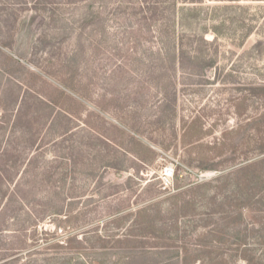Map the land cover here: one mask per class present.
<instances>
[{"label": "rangeland", "instance_id": "rangeland-1", "mask_svg": "<svg viewBox=\"0 0 264 264\" xmlns=\"http://www.w3.org/2000/svg\"><path fill=\"white\" fill-rule=\"evenodd\" d=\"M0 175V264H264V0H0Z\"/></svg>", "mask_w": 264, "mask_h": 264}, {"label": "trees", "instance_id": "trees-1", "mask_svg": "<svg viewBox=\"0 0 264 264\" xmlns=\"http://www.w3.org/2000/svg\"><path fill=\"white\" fill-rule=\"evenodd\" d=\"M186 16V12L191 11V8H181L179 12ZM204 41V38H201ZM178 58V54L175 56V60ZM4 178L0 175V182ZM74 240V241H73ZM69 244H76V246L71 247V252L69 257L61 258L58 264H142L144 262L145 256L140 252H135L132 250L128 253H116L113 248H109L105 245H100L96 242L89 244L88 251L85 250V247L82 244H88L89 239L87 240H77L73 239ZM101 240V239H100ZM99 246L97 247L96 245ZM143 260V262H142Z\"/></svg>", "mask_w": 264, "mask_h": 264}, {"label": "built area", "instance_id": "built-area-1", "mask_svg": "<svg viewBox=\"0 0 264 264\" xmlns=\"http://www.w3.org/2000/svg\"><path fill=\"white\" fill-rule=\"evenodd\" d=\"M174 169L172 167H167L164 171V176L162 178V185L164 189H169L172 186V179L174 178ZM208 175L201 176L200 180L207 178Z\"/></svg>", "mask_w": 264, "mask_h": 264}]
</instances>
